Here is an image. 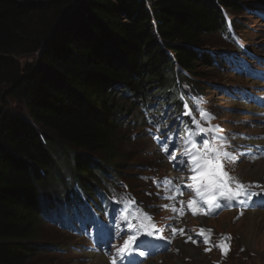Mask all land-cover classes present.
<instances>
[{
  "label": "trees",
  "instance_id": "obj_1",
  "mask_svg": "<svg viewBox=\"0 0 264 264\" xmlns=\"http://www.w3.org/2000/svg\"><path fill=\"white\" fill-rule=\"evenodd\" d=\"M254 1L0 0V264H29L47 247L40 218L56 211L64 222L71 200L82 206L92 187L120 173L128 162L120 129L145 119L153 97L162 113L190 102L182 83L204 91L191 79L199 65L217 64L204 39L228 28L226 11ZM9 99L27 117L7 108ZM183 123L197 135L188 117ZM61 198L68 203L56 207Z\"/></svg>",
  "mask_w": 264,
  "mask_h": 264
},
{
  "label": "rangeland",
  "instance_id": "obj_2",
  "mask_svg": "<svg viewBox=\"0 0 264 264\" xmlns=\"http://www.w3.org/2000/svg\"><path fill=\"white\" fill-rule=\"evenodd\" d=\"M254 2L246 4L244 11L237 14L226 11L228 28L204 39L203 50L217 63L210 67L199 65L200 77L191 78L204 91L196 94L188 84L182 83L183 93L192 94L190 102H184L179 110L176 105L170 106L162 113L157 111L161 100L153 97L150 101L154 106L145 114V119L135 116L120 129L123 141L119 149L128 161L120 168V173L115 174V178H105L99 188L92 187L82 206L61 198L62 204L56 207L65 206L66 202L76 207L61 216L62 223L75 221V228L55 221L59 215L56 211L54 219L46 215L40 218L36 230L47 247L29 264H104L94 260L100 255L106 258L105 264H113V260L116 264H128L129 257L134 255L140 258L138 264H264V216L257 217L258 228L253 234L250 232V212H264V175L257 178L254 173L244 172L245 165L254 166L264 160L260 143H249L264 135V118L257 114H264V110L256 109L263 108L258 100L263 101L264 106V5L261 0ZM26 60L22 58V63ZM7 108L23 116L27 114L25 105L13 99H9ZM163 113L164 118L159 117ZM185 117L197 131L198 126L205 129L199 133L200 140L188 131L189 126H183L185 133L180 130ZM217 125L215 131H208L210 126ZM37 128L51 134L42 126L37 125ZM189 136L194 137L200 149H203L204 139L219 145L220 140L213 137L226 138L227 150L237 158L234 162L224 161V169L232 177L242 173L249 181V191L259 193L243 205L253 209L242 215L232 213L230 209L241 204L233 200L229 205L216 189H202L201 194H197V182L191 177L198 172L192 171L190 157L185 155L184 141ZM165 145L167 152L163 151ZM254 145L259 146L251 147ZM260 155L262 159L254 160ZM172 156L174 158H170ZM58 159L62 167L67 166L63 155ZM132 163H138L139 167L131 166ZM73 182L72 178L66 182L68 191ZM212 197L216 200L207 203ZM189 201L196 202L195 214ZM217 203L220 208H216ZM173 206L178 211L173 212ZM213 208L215 212H210ZM129 223L134 227L129 228ZM153 225L166 238H158L156 234L149 236L147 233ZM173 228L183 229L184 234L173 236ZM202 229L204 235L200 236ZM103 232H107L111 240L108 249L99 239ZM129 236H136L140 247L133 242L132 252L121 253ZM189 236L196 243L187 240ZM205 238L210 242L205 243ZM153 245H156L155 251L151 248ZM141 252L144 255H140Z\"/></svg>",
  "mask_w": 264,
  "mask_h": 264
},
{
  "label": "snow or ice",
  "instance_id": "obj_3",
  "mask_svg": "<svg viewBox=\"0 0 264 264\" xmlns=\"http://www.w3.org/2000/svg\"><path fill=\"white\" fill-rule=\"evenodd\" d=\"M203 114V110H202ZM210 115V114H208ZM219 126H210L208 131L213 132ZM205 131L203 127L198 126L197 135L199 133ZM220 140V144L216 145L215 143H211L209 140L204 139L203 149H200L196 143L194 137L189 136L184 141L185 146V155L190 157V163L192 165V171L198 172V175H193L191 179L196 181V192L197 194H201L202 189L212 190L216 189L220 192L221 196L228 201L229 205L233 200L237 201L240 204H243L245 200H251L253 196L259 195L257 192H250V186L239 181L237 178L232 177L229 173L224 169V161L232 160L233 162L236 160V156L227 150L226 148V138L214 136L213 140ZM163 151H168V146L165 145ZM174 158V156L170 157ZM167 184L171 185V181H167ZM235 185V187H233ZM173 198V197H170ZM216 200V197H212L207 203H211ZM134 203V201L132 202ZM196 202L189 201V207L192 209L193 213H196ZM166 207V206H165ZM216 208H220V204H216ZM173 212L178 211L175 206L172 208ZM182 211V209H180ZM210 212H215V208L210 209ZM242 215V213H241ZM147 216V214H145ZM149 220L151 217H147ZM129 228H133L134 225L132 223L128 224ZM209 232L211 230H208ZM177 233L183 235V229H172V235L175 236ZM149 236L154 234L157 235L158 238H166L163 237L161 233H159V229L153 225L152 230L147 233ZM198 235L203 236L204 230L202 229ZM225 239H229L225 237ZM187 240H191L193 243H196L195 240H192V237H187ZM136 243V247L139 248L140 244L137 241L136 236H129L127 240L124 242V246L120 249L121 253H130L133 251L132 243ZM205 243H209L210 241L205 238ZM206 251L210 249H205ZM140 255H144L143 252ZM113 264H116V261L113 260ZM129 264H132L131 258L129 257Z\"/></svg>",
  "mask_w": 264,
  "mask_h": 264
},
{
  "label": "bare ground",
  "instance_id": "obj_4",
  "mask_svg": "<svg viewBox=\"0 0 264 264\" xmlns=\"http://www.w3.org/2000/svg\"><path fill=\"white\" fill-rule=\"evenodd\" d=\"M256 109H258L259 110V108H256ZM258 110H256V111H258ZM264 138V135H261L260 137H258V138H255V139H253V140H250L249 141V143H260V142H262V140L261 139H263ZM244 143H246V142H244ZM249 171H248V170ZM244 172H246V173H251V174H255L256 175V177L257 178H259V177H261L262 175H264V160H260V161H257L256 163H255V165L253 166V165H245V167H244ZM249 209H253V208H250V207H246V206H240V207H238V206H236V208L235 209H230L231 211H232V213H239V212H241V213H245L246 211H248ZM240 213V214H241ZM252 214H254V215H252ZM255 214H258V216L257 215H255ZM264 216V212H261V211H257V212H250V217H251V220H250V222H251V226H250V232L253 234L256 230H257V226L255 225V224H259V222H257L256 221V219H257V217H263ZM256 221V222H255ZM97 259V262H99V263H104L105 264V259L106 258H104L102 255H100L99 257H94V260L96 261V259Z\"/></svg>",
  "mask_w": 264,
  "mask_h": 264
}]
</instances>
